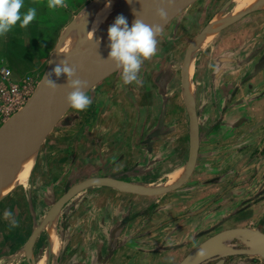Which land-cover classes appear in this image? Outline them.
Here are the masks:
<instances>
[{"label": "crops", "instance_id": "obj_1", "mask_svg": "<svg viewBox=\"0 0 264 264\" xmlns=\"http://www.w3.org/2000/svg\"><path fill=\"white\" fill-rule=\"evenodd\" d=\"M258 1L255 0L257 4L249 2L239 11V0H225L203 24L190 23L195 20L193 12L204 4L196 1L190 5L158 34L157 52L149 59L154 62L141 67L139 83L124 85L120 79L122 69H119L87 92L93 102L80 118L71 117L66 125L63 117L59 120L50 139L46 138L40 146L41 151H45L42 165L54 171L78 163L83 166L79 174L83 176L82 181L108 176L142 187L155 186L157 180L169 177L172 172L182 171L176 180L182 177L193 136L188 106L195 102L197 108L199 103L197 95L191 103L186 99L192 80L189 75H192L193 54L187 87L183 85V66L187 50L199 34H203V38L195 48L213 40L216 34L229 31L228 35L218 38L219 43L213 50L204 54L205 59L215 60L218 65L213 69L217 77L208 87L212 90L216 84L230 89V93L220 98V106H249L257 108L255 112H264V56H261L264 54L257 50L253 53L250 47L241 53L221 54L225 51L223 45L233 40L237 25L249 23L248 19L255 15H264V0ZM217 16H231V20L207 40ZM232 56L241 59L243 64L226 69L222 65ZM197 114L199 118L198 108ZM253 119L257 122L259 117ZM242 136L264 139V130L236 131L230 139ZM201 140L200 130V144ZM202 150L203 145L199 155ZM262 165L264 163L253 162L250 168L258 167L260 171ZM177 189L161 195L129 193L104 185L79 190L59 213L58 222L65 224L60 226L61 232L58 230L61 249L58 255L50 252L49 261L52 264H179L185 257L182 256L185 245L193 238L199 221H203L204 208H198L202 201L193 202L195 207L190 206L196 197L190 198ZM249 197L239 195L230 201L235 204ZM188 208L194 211L189 212ZM263 216L264 200H260L234 213L232 222L235 227H254ZM46 226L45 246L42 245L40 251L39 237L33 246L37 259L45 255L49 247ZM6 250V245L0 248V256L5 255ZM29 262L27 259V264Z\"/></svg>", "mask_w": 264, "mask_h": 264}, {"label": "rangeland", "instance_id": "obj_2", "mask_svg": "<svg viewBox=\"0 0 264 264\" xmlns=\"http://www.w3.org/2000/svg\"><path fill=\"white\" fill-rule=\"evenodd\" d=\"M101 1L108 0H65L64 7L49 9L47 7L48 0H24L25 8L21 11L35 7L37 10L36 19L26 28H21L17 24L9 33L0 36V63L3 62L10 67L14 77L18 80L28 78L32 80L30 96L26 102L42 79L60 40L75 26L76 18L91 8L96 9L97 2H99L98 10L101 7ZM197 1L204 4V7L193 12L195 20L190 24L195 22L203 24L209 14H213L225 4V0ZM248 20L251 21L244 25H237L239 27L237 32L232 33L231 39L233 40L223 45V50H225L221 53L223 56H227L229 52L247 51L249 47L253 53L257 50L258 53L264 54V15H255ZM228 32L227 30V33H213L216 34L213 40L198 45L193 52L192 75H190L191 89L192 87L193 89L191 94L186 93V99L191 103L194 95L198 97L197 108L202 139L200 148L203 145V150L198 157L193 174L176 191L183 190L185 195L190 198L196 197L189 205L192 206L195 201H202L201 206L198 204V208L204 209L201 217L203 221H199L198 228L193 234V238L185 245L186 248L182 256H186L198 244L218 232L241 227L233 225L234 213L251 207L255 202L264 200V165L260 166V171L258 167L254 170L250 168L253 162L259 165L264 163V139L243 136L235 140L230 139L236 131L240 130L263 132L264 112H255L257 108L249 106L235 108L227 105L221 107L219 100L228 91L230 93V89H224L223 85L217 86L216 84H213L215 87L213 86L212 90L208 87L217 77L214 70L218 65L215 60L205 59L204 54L213 50L219 40L225 36L222 34L228 35ZM232 58L235 59L232 60ZM149 62L153 64L154 61L146 59L142 66L148 65ZM242 64L241 59L232 56L231 60L225 61L222 66L231 69L238 65L242 66ZM191 105H195V102ZM70 110L72 109L69 108L63 115L64 125L72 119L71 117L80 118V115L84 113V111ZM254 116L259 117V121L255 122ZM9 118L1 117L0 126ZM52 131L47 138L50 139ZM44 152L40 147L36 149L34 166L26 183L17 184L0 195V248L5 245L7 248L5 255L0 256V264H27V259L31 261L28 264H34L39 259L36 258L33 247L36 240L31 243L33 233L44 224L50 208L56 201L73 184L82 181L83 176L79 177L83 170L82 165L73 163L70 167L66 166L62 170L49 171L41 162ZM233 163L235 164L233 165ZM67 167L68 169H66ZM172 176L173 172L169 177L157 180L155 186L170 185L175 181ZM239 195L250 197L246 201L242 200L235 204L230 201ZM5 210L11 211L13 217L19 221L18 227H10L9 221L3 219ZM192 211L194 210H189V212ZM57 215L60 218L59 213ZM57 224L58 230L61 232L60 226H65V224L61 222H57ZM49 226L50 222L46 226L48 239ZM248 228L264 232V216L256 226ZM44 230L45 227L37 235L40 251L42 245L45 246ZM224 244L235 251L250 249L249 244L239 238H230L224 241ZM23 246L25 248L21 252ZM220 260H223V264H264V258L261 255L231 252H222L205 264H216Z\"/></svg>", "mask_w": 264, "mask_h": 264}, {"label": "water", "instance_id": "obj_3", "mask_svg": "<svg viewBox=\"0 0 264 264\" xmlns=\"http://www.w3.org/2000/svg\"><path fill=\"white\" fill-rule=\"evenodd\" d=\"M197 0H154L149 14L144 21L146 24H159L161 31L177 15L187 9ZM162 9L165 16L161 18L157 10ZM131 26V25H130ZM108 29L102 30L92 36L85 44L79 46L69 56L68 64L75 69L73 79H81L88 82L85 89L89 92L95 85L107 76L119 69L108 60ZM64 35L60 40L54 56L51 58L48 67L37 85L32 96L26 104L13 114L5 123L0 126V181L5 177L7 168L12 158L24 147L28 151L38 149L51 133L53 128L70 108L66 102L67 94L72 91L67 85L66 74L56 80L59 85L55 90L45 87L43 80L45 75L52 70L61 60L57 59L64 43ZM203 38L199 34L190 44L183 66V85H188V69L196 43ZM88 48V49H87ZM99 60V64L89 68V59ZM56 79L55 75L52 77ZM188 111L191 119L193 136L187 169L180 180L167 186L142 187L123 181L116 177H91L73 186L63 194L50 208L44 224L35 230L31 237L33 243L39 232L47 225L52 217L56 216L64 208L66 203L81 189L89 186L104 185L117 188L125 192L142 195H161L181 187L193 174L197 165L200 148V125L196 106L189 105ZM230 238L245 240L250 249L234 250L226 246L224 241ZM222 252L258 254L264 258V232L259 229L237 227L223 230L207 238L194 249H192L179 264H205ZM216 264H223V260Z\"/></svg>", "mask_w": 264, "mask_h": 264}, {"label": "clouds", "instance_id": "obj_4", "mask_svg": "<svg viewBox=\"0 0 264 264\" xmlns=\"http://www.w3.org/2000/svg\"><path fill=\"white\" fill-rule=\"evenodd\" d=\"M65 6V0H48L49 9H57ZM25 8L24 0H0V36L9 33L17 24L26 28L36 19L35 7ZM158 15L163 18L166 14L162 9L157 10ZM161 32L159 24H146L143 20L136 18L129 25L124 15H118L114 23L108 28V60H111L118 69H122L120 79L124 85L139 83L138 74L141 71L144 60L150 59L157 52V36ZM66 74L67 85L72 89L67 96L66 102L70 108L76 111L86 110L92 99L85 89L88 82L81 79H73L75 69L70 66L66 59L61 60L43 80L45 87L55 90L59 87L56 80ZM55 75L56 79H53ZM3 219L9 221L10 227L19 226L11 211L5 210Z\"/></svg>", "mask_w": 264, "mask_h": 264}, {"label": "bare ground", "instance_id": "obj_5", "mask_svg": "<svg viewBox=\"0 0 264 264\" xmlns=\"http://www.w3.org/2000/svg\"><path fill=\"white\" fill-rule=\"evenodd\" d=\"M153 1L154 0H108L106 2L101 1V7L98 10L97 8L99 2H97V4H95L96 9L91 8L85 11V13H83L82 15H80L79 18L77 17L78 19L76 18L77 21L75 20V26L72 27V29L68 32L66 38L64 39L63 46L61 48L60 53L58 54L57 59H68L76 48L85 44L92 36L99 33L100 31L108 29L109 26L114 23V20L118 15H124L127 18L129 25H131L136 18L145 21L152 7ZM253 1L255 4H257L255 0H239V4L236 3L235 6L238 4L237 10L240 11L243 6L248 5L249 2L253 3ZM260 1L261 0H259L258 2ZM251 6L252 4L250 5V7ZM234 10H236L235 7ZM233 11L231 10V12ZM231 12H229L228 15H230ZM231 16H225L224 18L221 16H217L216 18H214V23L212 21L213 24L210 26V28L213 27V29L208 35L207 40L211 39L215 35L213 33H217L218 29L221 26L230 22ZM210 28H208V31ZM99 62L100 61L95 58H90L88 67H94L98 65ZM187 90V92L191 94V82L189 85V89ZM35 152L36 150L28 151L27 148L24 147L19 152H17V154H15V156L11 160L10 166L7 168V173L5 177L0 181V195L6 193L17 184H24L28 181L31 170L34 166ZM181 172H174L172 176L173 180H176L180 176V174H182ZM181 178L182 177H180L178 180H180ZM178 180H176L175 182H177ZM175 182L171 184H174ZM49 222L50 228L48 250L45 255H42L34 264H52L49 261V255L53 252H55L56 255H58L59 253V249L61 247L62 242L57 229L58 215L52 217Z\"/></svg>", "mask_w": 264, "mask_h": 264}, {"label": "built area", "instance_id": "obj_6", "mask_svg": "<svg viewBox=\"0 0 264 264\" xmlns=\"http://www.w3.org/2000/svg\"><path fill=\"white\" fill-rule=\"evenodd\" d=\"M31 84L29 78L18 80L10 67L0 63V118H9L26 102Z\"/></svg>", "mask_w": 264, "mask_h": 264}]
</instances>
